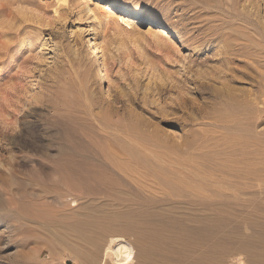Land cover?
<instances>
[{
	"label": "rangeland",
	"instance_id": "rangeland-1",
	"mask_svg": "<svg viewBox=\"0 0 264 264\" xmlns=\"http://www.w3.org/2000/svg\"><path fill=\"white\" fill-rule=\"evenodd\" d=\"M113 235L130 264H264V0H0V264Z\"/></svg>",
	"mask_w": 264,
	"mask_h": 264
},
{
	"label": "bare ground",
	"instance_id": "bare-ground-1",
	"mask_svg": "<svg viewBox=\"0 0 264 264\" xmlns=\"http://www.w3.org/2000/svg\"><path fill=\"white\" fill-rule=\"evenodd\" d=\"M43 1H49V0H43ZM58 2H62L63 0H57ZM44 3V2H43ZM90 7V6H88ZM89 12L94 14V18L97 20L99 13L95 12L94 10L92 11L91 8H88ZM101 15L105 16L106 19L111 20V18H114L115 26L118 28L123 29V25L126 28H133V25L135 22L137 24L140 23V21H144L149 23V29H158L157 34L159 35H164L166 33L164 29L161 27H156L155 21L151 18H147L143 15L142 10H137L133 9L130 6L124 5V6H115L114 3H108L107 5L103 6V9L100 11ZM100 23V19H98ZM112 20V21H113ZM109 22V21H108ZM110 23V22H109ZM134 23V24H133ZM101 24V23H100ZM141 24V23H140ZM104 27V26H103ZM106 28V27H105ZM107 30V29H106ZM157 35V36H158ZM89 44L92 49V55L97 58L99 53H100V48L98 47L99 44L94 41V39H89ZM103 64V62H102ZM104 66L100 70V80L102 83L106 82L105 74H104ZM132 152V151H131ZM136 153V152H135ZM246 154V153H245ZM134 153L131 154V159L134 158ZM247 156V155H246ZM79 165L84 166L82 162L76 163L73 159H66L64 163H60V165L57 167L58 170H64V171H69L72 173L77 172V168ZM86 166H88L86 164ZM86 169V168H84ZM80 171V170H78ZM133 253L134 250L129 243L128 239H125L121 236L113 235L110 236L107 240L104 241V245L102 248L100 247L99 253H98V260L102 259L101 264H109V260L113 264H130L133 260ZM98 262V261H97ZM134 263V262H133ZM100 264V262L98 263Z\"/></svg>",
	"mask_w": 264,
	"mask_h": 264
}]
</instances>
